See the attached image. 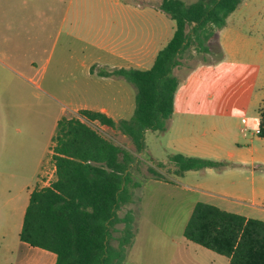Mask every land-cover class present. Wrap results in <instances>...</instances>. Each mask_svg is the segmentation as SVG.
<instances>
[{
	"label": "crops",
	"instance_id": "0c3cea01",
	"mask_svg": "<svg viewBox=\"0 0 264 264\" xmlns=\"http://www.w3.org/2000/svg\"><path fill=\"white\" fill-rule=\"evenodd\" d=\"M156 5L0 0V264L56 263V254L23 242L20 233L32 192L57 180L58 122L79 117L83 109L116 121L133 116L134 85L99 73L153 66L175 31ZM218 39L222 59L184 76L165 134L174 153L227 165L188 171L175 184V178L147 182L181 183L193 194L190 213L202 201L264 221V137L257 135L264 101V0H242ZM203 95L215 102L202 103ZM60 96L95 100L68 109Z\"/></svg>",
	"mask_w": 264,
	"mask_h": 264
},
{
	"label": "trees",
	"instance_id": "16d2710c",
	"mask_svg": "<svg viewBox=\"0 0 264 264\" xmlns=\"http://www.w3.org/2000/svg\"><path fill=\"white\" fill-rule=\"evenodd\" d=\"M242 0H160L157 9L175 22L171 40L148 70L115 69L101 76H122L137 90L131 119L114 120L105 113L83 109L79 117H63L53 139L57 180L32 192L20 239L57 256L55 264H125L135 238L134 213L120 215L141 183L132 179L135 155L106 138L89 123L99 122L116 130L145 150L148 130L165 133L174 112L182 78L176 70L191 47L208 51V42L224 28ZM223 54L221 53V60ZM193 68L190 69L191 72ZM188 72V73H189ZM84 119L85 121H83ZM264 137V101L257 131ZM176 177L191 170L219 168L223 161L168 157ZM158 167H164L158 163ZM154 179L171 182L155 167ZM122 226V227H120ZM186 240L229 258L231 264H264V221L223 210L199 201L184 229Z\"/></svg>",
	"mask_w": 264,
	"mask_h": 264
},
{
	"label": "rangeland",
	"instance_id": "374dc122",
	"mask_svg": "<svg viewBox=\"0 0 264 264\" xmlns=\"http://www.w3.org/2000/svg\"><path fill=\"white\" fill-rule=\"evenodd\" d=\"M159 1L156 0V3L158 4ZM184 1L192 3L195 0ZM165 16L175 28V22L168 15L165 14ZM207 47L208 51L195 46H191L186 51L183 56V65L176 70L179 78L183 79L191 68L216 62L220 58L222 51L219 45L218 31L208 42ZM260 84L262 85L260 89L264 90V77ZM134 89L137 93L136 88ZM206 89L204 88V90ZM60 100L63 106L71 109L85 104H93L95 97L60 96ZM201 102L212 103L215 101L207 99L203 95ZM89 124L103 136L125 146L135 155L131 169L132 179L141 183L142 188L134 189L136 190L134 196L136 205L128 204L122 207L119 212L120 215H124L131 210L136 218L135 238L132 245L128 247L125 264H230L228 257L190 242L184 237V229L191 214L189 211V200L193 195L191 192L186 190L181 183L177 187H165L147 182L149 179H153L148 171V168L152 166L169 179L175 178L174 184L181 181L174 176L172 173L174 166L168 162V157L176 153L167 147L170 140L167 134L148 130L144 139L145 150L137 152L131 141L124 143L125 139L122 133L109 127ZM158 163H163L164 167L159 168Z\"/></svg>",
	"mask_w": 264,
	"mask_h": 264
}]
</instances>
